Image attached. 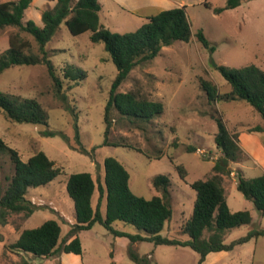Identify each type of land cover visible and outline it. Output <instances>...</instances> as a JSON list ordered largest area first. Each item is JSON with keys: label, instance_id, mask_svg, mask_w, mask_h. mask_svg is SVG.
Listing matches in <instances>:
<instances>
[{"label": "rangeland", "instance_id": "1", "mask_svg": "<svg viewBox=\"0 0 264 264\" xmlns=\"http://www.w3.org/2000/svg\"><path fill=\"white\" fill-rule=\"evenodd\" d=\"M10 1L16 0H0V3ZM205 3L211 8H206ZM224 3L225 0H100V23L111 32H133L149 16L176 7H185L192 32L188 43L176 42L164 47L155 59L132 69L118 88L120 92L139 89L148 99L160 101L164 107L157 119L146 124H131L112 113L107 141L118 147L102 145L104 108L117 71L103 44L90 42L89 32L72 36L62 23L46 45L51 50L50 60L62 81L66 100L55 96L52 81L43 65L14 67L0 74V92L34 99L48 116L47 126L17 124L7 120L0 111V139L15 149L23 161L35 152L43 151L62 170L61 175L49 184L27 191L26 199L36 207L29 217L22 213L11 214L6 223L0 225V264H20L23 258L30 264H137L130 258L129 248L148 261L142 264H198L199 256L187 247L155 246L151 242L130 246L127 238L114 237L99 224L77 234L82 248L80 259L60 251L37 258L15 254L8 246L15 242L22 230L36 228L48 220L59 224L60 241L69 242L72 237L69 238L68 233L75 223V215L73 202L65 189L66 178L73 173H89L95 184L97 181L102 183L103 161L107 157L115 158L125 167L129 174V188L136 196L145 199L159 196L152 186L153 178L164 175L169 179L172 216L160 235L186 240L188 236L183 233V226L192 214L195 200V193L189 185L209 176L214 161L220 156L213 140L217 118L229 132L238 135L242 150V158L230 165L232 173L223 182L228 207L231 212L249 211L253 218L252 225L227 231L224 243L244 236L253 226L264 228V219L235 187L237 171L246 178L262 174L264 164L254 162L248 155L253 133L247 132L251 127L262 125V120L243 101L210 102L199 85L200 80L209 82L221 96L230 89L217 72V66L241 68L252 64L264 71V0H245L237 8L215 15L212 8L223 7ZM53 5L54 2L46 0H32L23 21L31 20L41 27V13ZM198 30L215 47L213 53L197 42L195 33ZM15 32L13 28L0 32V53L7 49L8 37ZM212 61L215 67L211 65ZM68 65L82 70L85 79L78 84L63 80L62 71ZM69 109L76 114L78 140L74 133L75 118ZM45 131L62 133L68 141L59 135L44 136ZM263 140L259 138L258 142L264 147ZM188 147H194L196 151L190 152ZM82 148L85 153L81 152ZM178 165L187 173L184 180L176 172ZM13 172L9 156L0 152L2 193ZM97 198L95 190L93 206ZM104 208L103 200L102 213ZM113 228L143 234L122 222H116ZM201 264H264V238L235 246L228 252L210 253Z\"/></svg>", "mask_w": 264, "mask_h": 264}, {"label": "trees", "instance_id": "2", "mask_svg": "<svg viewBox=\"0 0 264 264\" xmlns=\"http://www.w3.org/2000/svg\"><path fill=\"white\" fill-rule=\"evenodd\" d=\"M54 2L51 8L40 15L42 26L33 21H23L24 13L32 0H16L0 3V32L6 28L16 29L8 37V47L0 53V74L20 66L43 65L52 81L55 96L66 100L62 93V81L50 60L51 50L47 43L64 23L72 36L89 32V40L93 44L102 43L109 60L116 68L108 99L104 108L103 123L105 126L103 146L110 145L107 133L112 123V113L131 124L149 123L157 119L164 110L160 101L150 100L139 89L120 92L118 88L127 79L136 66L155 59L162 48L176 42L188 43L192 37L185 7H176L158 11L149 16L145 23L133 32L114 33L100 23V0H46ZM245 0H225L223 7L212 8L215 15L237 8ZM211 8L208 3L204 5ZM26 37L31 38L32 41ZM197 42L210 53L215 47L206 39L201 30L195 33ZM217 72L229 86L227 94L218 96L215 86L200 80L199 85L210 102L243 101L261 118L262 125L247 130L248 133L261 134L264 138V71L255 65L241 68L217 66ZM63 80L78 84L85 79V73L75 66L68 65L62 71ZM66 108V107H65ZM68 108V107H67ZM66 108V109H67ZM70 110V109H69ZM0 111L5 118L17 124L47 126L48 116L42 106L34 99L0 92ZM74 133L78 140L76 125ZM216 133L213 140L220 156L214 161L211 174L204 179L193 181L189 186L195 193L192 214L183 226V233L188 236L184 241L162 237L160 232L172 216L169 194V179L164 175L153 178L152 186L160 193L151 199L134 195L128 185L129 174L125 167L115 158L107 157L103 161V181L95 184L89 173H73L67 176L65 189L73 202L75 223L68 235L69 242H61V228L54 220H48L32 229L20 232L8 249L15 254L49 257L62 252L74 258L81 257L82 248L79 232L90 230L95 224L101 225L114 237H124L130 246L139 242H151L155 246L168 245L187 247L199 256L201 264L210 253L228 252L235 246L243 245L251 240L264 238V228L253 226L248 232L236 240L226 244L224 237L227 231L244 225H252L249 211L231 212L225 196L223 182L231 173L230 165L242 158V150L238 144V135L227 130L220 118L215 120ZM59 135L67 142L62 133L44 132V136ZM264 141V140H263ZM189 151H196L188 147ZM0 152L9 156L14 172L6 189H0V225L6 223L11 214H24L29 217L36 209L26 193L29 189L45 186L61 175V169L55 166L43 151H37L23 161L18 152L5 145L0 139ZM85 153V149H81ZM176 172L181 180L187 173L178 165ZM235 187L242 197L251 202L257 213L264 218V173L253 178H246L240 171L235 173ZM97 190L96 205L92 204V196ZM105 202L104 212L100 207ZM116 222L134 226L143 234H130L113 228ZM60 241V242H59ZM129 256L137 264L147 263L129 248ZM80 259V258H79ZM20 264H30L23 258Z\"/></svg>", "mask_w": 264, "mask_h": 264}, {"label": "crops", "instance_id": "3", "mask_svg": "<svg viewBox=\"0 0 264 264\" xmlns=\"http://www.w3.org/2000/svg\"><path fill=\"white\" fill-rule=\"evenodd\" d=\"M251 135H252V137H251L252 139L248 138L251 141V147L248 149V150H250V151H248L249 152L248 155L250 156V159L254 160V162L258 161L261 165H263L264 164V147L261 145L260 141L258 142L259 138L261 140V136H260V134H257V133H255V134L253 133ZM254 135L257 136V139L254 138ZM262 169H263V167H262ZM262 173H264V169H263ZM262 219H264V218H262Z\"/></svg>", "mask_w": 264, "mask_h": 264}, {"label": "water", "instance_id": "4", "mask_svg": "<svg viewBox=\"0 0 264 264\" xmlns=\"http://www.w3.org/2000/svg\"><path fill=\"white\" fill-rule=\"evenodd\" d=\"M211 65L213 66V67H215L216 65H215V63H214V61H212L211 62Z\"/></svg>", "mask_w": 264, "mask_h": 264}]
</instances>
